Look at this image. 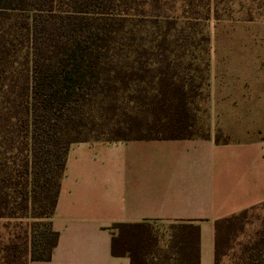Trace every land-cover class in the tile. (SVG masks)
I'll list each match as a JSON object with an SVG mask.
<instances>
[{
    "label": "trees",
    "instance_id": "obj_1",
    "mask_svg": "<svg viewBox=\"0 0 264 264\" xmlns=\"http://www.w3.org/2000/svg\"><path fill=\"white\" fill-rule=\"evenodd\" d=\"M240 2L0 0V218L34 220L30 248L14 244L9 263L52 259V218L74 144L209 138L197 136L207 23L235 4L240 13ZM257 206L215 221L214 264ZM168 229L163 246L152 222L114 224L111 253L130 264H201L200 225ZM232 264H264V216Z\"/></svg>",
    "mask_w": 264,
    "mask_h": 264
},
{
    "label": "crops",
    "instance_id": "obj_2",
    "mask_svg": "<svg viewBox=\"0 0 264 264\" xmlns=\"http://www.w3.org/2000/svg\"><path fill=\"white\" fill-rule=\"evenodd\" d=\"M228 69L238 76L226 78V95L213 91L212 101L241 100L264 84L242 64ZM210 115L223 116L214 103ZM209 134L74 144L52 218L58 246L50 261L29 264H130L111 253L114 224L177 221L200 225L201 264H214L215 221L264 202V141L216 142L217 129Z\"/></svg>",
    "mask_w": 264,
    "mask_h": 264
},
{
    "label": "rangeland",
    "instance_id": "obj_3",
    "mask_svg": "<svg viewBox=\"0 0 264 264\" xmlns=\"http://www.w3.org/2000/svg\"><path fill=\"white\" fill-rule=\"evenodd\" d=\"M240 7L233 5L227 11L229 16L223 21L211 20L207 23V32L210 37L208 45V87L206 101L199 102L197 136L203 137L210 130H216L223 141L250 142L264 141V84L257 86L254 94H240L243 99L236 101L211 100L213 91L218 95H226V78H234L228 74L230 64H242L243 71L248 77L256 73L264 79V0H255L250 5L248 0H240ZM239 6V5H238ZM253 7V20H247V9ZM260 10L257 11V8ZM232 13V14H231ZM198 60V59H197ZM217 79V84L212 81ZM249 82L251 79H246ZM252 86L247 85L250 89ZM260 92L261 94H258ZM218 106V119L210 115V106ZM261 205V204H260ZM260 205L250 210V223L245 233L235 242L234 249L225 256L221 264H232L239 245L248 240L264 216ZM33 219L11 220L0 218V264L9 263V254L12 246L18 244L22 250L30 248L32 241L31 224ZM172 222H152L155 235L161 245L165 246L169 239V229Z\"/></svg>",
    "mask_w": 264,
    "mask_h": 264
}]
</instances>
